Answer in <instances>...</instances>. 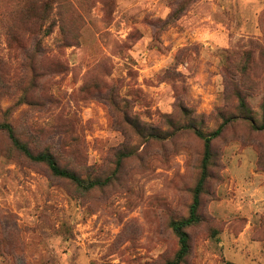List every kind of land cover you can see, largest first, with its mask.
I'll return each instance as SVG.
<instances>
[{
  "label": "rangeland",
  "instance_id": "obj_1",
  "mask_svg": "<svg viewBox=\"0 0 264 264\" xmlns=\"http://www.w3.org/2000/svg\"><path fill=\"white\" fill-rule=\"evenodd\" d=\"M35 1L0 0V121L22 90L51 96L9 117L34 152L58 150L61 166L91 177L112 171L117 149L121 161L111 185L82 193L0 132V264H163L202 158L201 140L168 120L214 130L236 112L235 85L264 116V0H50L46 36L26 15ZM33 37L46 54L30 91ZM199 214L182 264H264V130L237 121L212 141Z\"/></svg>",
  "mask_w": 264,
  "mask_h": 264
},
{
  "label": "trees",
  "instance_id": "obj_2",
  "mask_svg": "<svg viewBox=\"0 0 264 264\" xmlns=\"http://www.w3.org/2000/svg\"><path fill=\"white\" fill-rule=\"evenodd\" d=\"M38 9L30 8L27 10L26 15L28 18L32 17V20L38 21L41 26L43 22H47L48 26L44 29L43 35L46 36L50 34L51 26L53 25L50 22V15H55L54 7L50 0H36ZM34 33V32H33ZM37 37L32 38V44L34 46V52L32 55H28V53L24 54V58L27 60V69L30 73V84L28 85L30 91H35L36 89V81L38 79L39 74L42 76V73L36 69V59H42L41 57L46 54L45 50L40 44L41 40H37ZM249 55V53H246ZM27 56V57H26ZM250 56V55H249ZM248 57V56H247ZM246 59V58H245ZM51 60H53L51 58ZM2 62L0 60V66L2 68ZM62 68L63 66L60 63H50L49 69L51 68ZM240 78L247 74L246 68L243 66L241 68ZM1 72V71H0ZM4 74V72H3ZM6 81V85L4 83V76L0 75V90H6V86L9 87V84ZM245 89L248 91L249 89L240 85L237 87L235 85L234 95L237 100L236 112L222 118V122L212 131L203 132L201 129L197 128L194 124L186 123V122H172L168 120V125L172 129L171 134H175L182 131H191L197 138H199L202 142V158L199 165V176L195 183V186L192 189V199L191 203L188 207L187 215L183 218L174 219L169 223V228L177 239L178 248L174 253L173 257L163 264H182L185 259L188 257L190 252V236L188 233V229L192 226H195L200 223L201 216L199 214V208L201 203V195L205 192V185L209 178V167L212 163V141L219 137L223 130L232 123L237 121H241L246 123L251 129L255 131L264 130V116H257V114L248 106L245 98ZM41 98V97H40ZM52 105L54 100L51 96H43V98L38 99L37 97L29 96V91L27 89L22 90V94L20 98L13 104V106L8 107L4 112L1 113L2 120L0 121V132L4 133L9 140L11 147L16 150L19 154L24 156L27 160L35 163H39L44 165L49 171L50 175L54 178L62 179L65 181L71 182L76 188L82 193H87L95 188H103L111 185L118 178V164L121 161V158H118V149L114 152V161H113V169L110 173L104 176H82L75 169L70 168L68 166H61L56 156L61 153L58 150L55 152H51L49 149H44L40 152H34L30 145L25 141L21 135H19L14 129L12 123L9 121V117L14 107L19 106L21 104L27 106H42L46 103ZM264 107V106H262ZM262 113H264V108H262ZM134 128L139 135H144V129H141L136 123L134 124ZM23 136L29 134L25 132ZM161 133H151L147 134L150 138H160ZM69 136H61L59 142L63 144V150L65 152H70L72 150V140ZM35 140V139H34Z\"/></svg>",
  "mask_w": 264,
  "mask_h": 264
}]
</instances>
